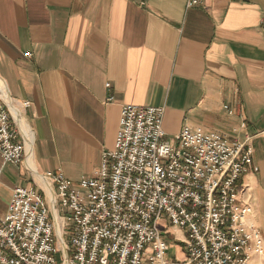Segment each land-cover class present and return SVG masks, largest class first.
<instances>
[{"label": "crops", "instance_id": "crops-1", "mask_svg": "<svg viewBox=\"0 0 264 264\" xmlns=\"http://www.w3.org/2000/svg\"><path fill=\"white\" fill-rule=\"evenodd\" d=\"M187 1L0 0V82L12 102L29 103L32 167L73 182L96 177L125 105L163 108L168 141L184 128L252 138L242 183L262 235L264 0ZM32 182L0 156L1 216Z\"/></svg>", "mask_w": 264, "mask_h": 264}, {"label": "built area", "instance_id": "built-area-1", "mask_svg": "<svg viewBox=\"0 0 264 264\" xmlns=\"http://www.w3.org/2000/svg\"><path fill=\"white\" fill-rule=\"evenodd\" d=\"M14 104L16 112L0 96V156L33 182L15 188L0 215V264H176L163 218L183 234L180 264H250L252 254L264 256L242 183L253 165L252 138L233 143L184 128L168 141L163 108L125 105L114 150L103 154L96 177L73 182L32 167L29 103Z\"/></svg>", "mask_w": 264, "mask_h": 264}, {"label": "rangeland", "instance_id": "rangeland-1", "mask_svg": "<svg viewBox=\"0 0 264 264\" xmlns=\"http://www.w3.org/2000/svg\"><path fill=\"white\" fill-rule=\"evenodd\" d=\"M159 227L162 230L164 240L170 246L168 252L169 259L176 264H180L183 260L181 255L182 252H184V245L181 243L183 237L181 230L177 227H172L166 218H163V220L159 222ZM262 237L264 238V230L262 231ZM256 257L258 256L252 254V260Z\"/></svg>", "mask_w": 264, "mask_h": 264}, {"label": "bare ground", "instance_id": "bare-ground-1", "mask_svg": "<svg viewBox=\"0 0 264 264\" xmlns=\"http://www.w3.org/2000/svg\"><path fill=\"white\" fill-rule=\"evenodd\" d=\"M0 96L7 102V104L10 106V108H12V110L14 111V112H16L15 111V109H14V107L15 106H13V102H14V100H13V102L11 101V99H10V97H9V94L5 91V89L3 88V86L1 85V82H0ZM26 122V121H25ZM27 123V122H26ZM29 126V125H28ZM264 257V256H263Z\"/></svg>", "mask_w": 264, "mask_h": 264}]
</instances>
